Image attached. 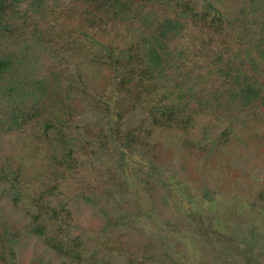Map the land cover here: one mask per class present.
<instances>
[{"label": "rangeland", "instance_id": "374dc122", "mask_svg": "<svg viewBox=\"0 0 264 264\" xmlns=\"http://www.w3.org/2000/svg\"><path fill=\"white\" fill-rule=\"evenodd\" d=\"M151 1L143 13L175 17ZM180 1L197 12L211 3L227 23L215 35L186 20L172 45L188 56L179 78L193 88L184 128L154 125L153 103L121 89L103 63L105 50L118 55L139 41L137 15L105 24L101 13L89 26L80 0L13 10L0 33V57L14 61L0 78V173L17 175L14 189L0 182L7 264H264V101L226 107L231 83L218 72L236 68L248 48L258 71H246L264 94V60L244 33L260 31L264 0ZM256 3V25L238 22L239 9ZM170 77L174 90L179 78ZM35 108L22 129L3 131L11 113L21 121ZM38 224L46 238L31 234ZM49 238L80 244L81 259L60 256Z\"/></svg>", "mask_w": 264, "mask_h": 264}, {"label": "trees", "instance_id": "16d2710c", "mask_svg": "<svg viewBox=\"0 0 264 264\" xmlns=\"http://www.w3.org/2000/svg\"><path fill=\"white\" fill-rule=\"evenodd\" d=\"M80 1L86 5V15H89V26H92L97 21V16L101 13L106 16L105 20L103 16H99L98 20L105 24L108 21L114 23L126 22L127 18L132 20L130 14H132V17L137 15L138 22L143 28L140 30L139 41L132 43L125 50H120L118 55L105 50L104 56H102L104 59L103 63L117 73L118 85L121 89L135 88L153 103L148 112L149 118H151L154 125L171 126L174 123L177 126L186 127L191 118L185 115V119L182 116L192 102L193 88L188 84V80H182L179 77L183 75L181 69L184 68L188 56L185 51H177L172 45L184 30L186 20H190L194 25L208 29L212 34H223L227 23L222 13L214 8L211 3L206 5V12H197L189 3L179 2V0H155L156 3H164L168 8L173 7L172 9L175 13L173 18L165 17L162 20H158L152 16L155 12L151 13L152 15L142 12L145 10L146 3H152L151 0ZM174 1L175 3L172 4ZM24 3H28L32 13L37 14L43 6L44 0H0V33L8 31V18H12L14 16L13 10ZM256 4L249 11L245 7L240 8L238 12L241 19L238 22L244 23L247 21V24L254 23L256 25L257 6L262 3ZM134 6L138 9H133ZM244 33L252 36L250 39L251 44L254 41L252 49L257 53L258 60H264V24H260V31L258 32L244 29ZM250 40L248 39V42ZM245 50L246 52H244L243 57L239 58L236 68H233L230 63L226 65L224 70L218 69L219 74L227 79L228 83H231V87L226 91L228 99L225 104L228 108L233 104H238L241 108H245L255 105L259 100L264 101V94L258 85L257 79L249 75L245 68V66H248L250 71L256 72L258 71V63L255 57L250 55L251 50L248 48ZM216 60L222 62L221 56H218ZM13 62L10 57H0V78L13 69ZM172 74L178 76L177 79L179 78V82L174 83V90L168 84V82L176 80L170 77ZM189 74L186 76L188 77ZM160 90H163L164 94H157V92L161 93ZM156 95L159 98L155 101ZM39 112L40 109L35 108V111H32L30 116H24L21 121L17 114L11 113L9 124L3 131H19L29 121L28 119L36 117ZM46 128H50V125H46ZM56 132L57 134L61 133L58 128ZM64 151L65 154L62 155L63 165L69 167L72 162L71 150L65 149ZM2 181L10 184V187L14 189L13 183L17 181V175L1 172L0 182ZM10 195L13 201L18 203L20 194L14 191ZM205 197L210 200L207 194H205ZM38 217L34 219H38ZM31 234L44 238L47 235L45 227L40 224L32 228ZM6 236L7 232L3 233V239L0 238V260L3 262H6V258L11 256V250L4 243L7 240ZM47 242L60 256L71 260L81 259L80 252L77 249L80 244L69 245L70 243L67 241L60 242L51 238L47 239Z\"/></svg>", "mask_w": 264, "mask_h": 264}]
</instances>
